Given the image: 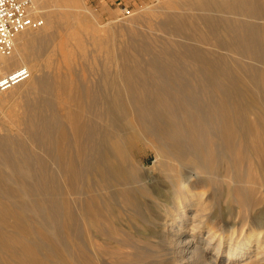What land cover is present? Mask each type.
I'll use <instances>...</instances> for the list:
<instances>
[{
    "label": "bare ground",
    "instance_id": "bare-ground-1",
    "mask_svg": "<svg viewBox=\"0 0 264 264\" xmlns=\"http://www.w3.org/2000/svg\"><path fill=\"white\" fill-rule=\"evenodd\" d=\"M30 3L42 26L19 33L12 53L0 57V74L29 72L0 92V246L18 247V264H46L52 254L70 257L63 264H119L122 257L141 264L155 255L139 257L144 246L165 251L154 264H264V69H239L235 79L215 52L186 43L215 41L262 58L264 0H166L147 12L159 22L145 23L167 40L155 45L140 37L142 17L128 29L100 27L85 10L74 11L79 0ZM89 49L102 54L94 63L103 66L94 67L96 79L81 80L73 68ZM187 71L201 89L168 77ZM230 82L239 90H228ZM202 89L209 104L196 98ZM136 140L150 144L151 164L135 153ZM42 211L38 225L10 221ZM220 222L232 231L227 248ZM245 229L253 230L244 241L233 240Z\"/></svg>",
    "mask_w": 264,
    "mask_h": 264
},
{
    "label": "rangeland",
    "instance_id": "rangeland-1",
    "mask_svg": "<svg viewBox=\"0 0 264 264\" xmlns=\"http://www.w3.org/2000/svg\"><path fill=\"white\" fill-rule=\"evenodd\" d=\"M155 5H157V7L158 6L163 7V6L166 5V0H79V5H78L79 7L76 10H74V11L83 12V10H85L89 15H91L92 17H94L97 20V22L99 23L100 27H103V26H107V27L124 26L125 29H128V27H131L130 26V24H131L130 22L133 19H135L137 17H140V18L142 17V21H141V19H139L140 20L139 24H141V26H142V27L139 26V29H141V31L139 30V33L141 34L140 37L142 38L144 36V38H142V39H144V41L147 40V41L151 42V44L153 43L152 45H155V44H160V43H156V42H161V43L167 42V40L164 39L165 36H163V34L161 32H159V31L157 32V31L152 30L153 27H155L154 24H157L159 22L158 18H156V17H151L150 18L149 16H147V15H150V14H147L148 9L153 7V6H155ZM57 10L60 11L59 9H57ZM71 11H72V9H71ZM226 16L228 18H230V19L239 20V16H235V15H226ZM143 17L146 20L143 21V19H144ZM146 17H148V18H146ZM148 19H150L151 21L148 20ZM148 21H150L151 23L154 22V24L145 23V22H148ZM143 22L146 25H144ZM148 24H151L153 27L151 28V26L148 25ZM144 27L145 28L146 27H150L151 31H150V28H146L145 29ZM141 38H139V40H141ZM162 39H164V40H162ZM197 42L198 41H195L193 39L186 40L187 44H190V45L192 44L193 46L200 47L203 50L204 49H209V50L215 52L217 54L216 57L219 60L222 61V63H221L222 68L228 69L229 72H228L227 75L232 77V78L236 79V78L239 77V72H240L239 69L240 70H242V69H252V68L264 69V63H263L264 62V56L262 58H257V57H253V56L241 57L239 55L233 54L234 52H236V49L224 48V47L223 48L216 47L217 42H215V41H210V42H208L209 45H205V46L203 44H200L199 42L198 43ZM135 48H136V45H135ZM97 60L98 61H102L103 60L102 54H100V53L97 54V53L93 52L92 49H89V50L85 51L83 56L82 55L79 56L78 63L74 65L73 75L76 76L78 79H81V80H83V79H86V80L87 79H96V77H98L99 72H95V68L94 67H102L103 66V65H101V63L100 64H98L96 62L94 63V61H97ZM257 60H261V63H258ZM188 72H190V71L180 73L179 75L177 74L176 76H174V75L168 76V77H171V79L174 77V79L176 81L174 79L171 80L170 78H168V77L167 78H168V80H171L172 82H178V83L180 82V83H183L185 85L187 84V86H189V87L192 86L191 88H194V89H196V86L197 87L200 86L198 88L201 89V87H202L201 85H203V82L196 75H194L193 73H192V76H191V73H189L190 75H187ZM237 74H238V76H237ZM1 75H3V74H1ZM193 75L196 76L198 80ZM196 81H199V83H201V85H198L199 83L196 82ZM226 88L228 90H231L232 92H234L235 89L239 90V84H234V83L231 84V82H230V83L226 84ZM199 91L200 92L197 93L196 98L198 99L199 96H201L199 98V100L203 101L204 103L209 104V101L206 100L207 97H208L207 96L208 94L204 93L205 92L204 89L199 90ZM232 92L231 93L228 92V95H229L228 99L231 102H233V100H235L234 93H232ZM209 96L212 99H216V97L212 96L211 94ZM168 105L173 106V105H177V103L170 102ZM181 110H183V108L180 109V110H177L176 112L179 115H181V117H182V112L183 111H181ZM185 112L189 113V114L186 115L187 117H189V119H193L194 118L195 115L194 114H190L189 110H186ZM91 118H93L94 120H91ZM90 120L93 121V122L95 120H97V122H99V120L95 116H91V115H90ZM182 120L186 121V122L188 121V119H184V118H182ZM25 147L29 151H31L30 149H32V146H30L29 144H27ZM133 149H134L135 153H137V155H145L146 156L145 159H144V163L146 165H149V164L152 163V160L154 159V154H153V151H152L153 149L151 148L150 144H147L146 142H142V141H139V140L137 141L136 140L134 142ZM38 157L42 161H44L43 164H44L45 169H47V172L49 174H51L52 171H53V166L50 165L49 161L47 160V158L45 156V153L42 152V151H39L38 152ZM8 172H10V171L7 170V173ZM53 177L56 180L59 179L57 174H54ZM21 178H23V181L26 184L32 185V181L28 177H22L21 176ZM57 181H59V180H57ZM38 183H41V181L38 180V181L35 182L36 185ZM73 200L74 199H72L71 203H73L74 206H71V207L73 208V210H75L76 209V202H74ZM12 201H13L12 202L13 204L12 203L11 204H12L13 207L19 206V203L17 202V200L13 199ZM41 214L43 215V211L40 214H35V213L33 214V212H32V213H26L24 215L22 213H20V214L18 213L17 214L18 216H13L10 221L11 222H19V223H22V224L24 223V221L25 222L28 221V222H31V224L33 223V224L38 225L39 223L37 221L39 220V216L41 217V219H42V217L45 218V216H46V214H44L45 216H41ZM262 216H264V214ZM25 219L26 220L28 219V220L26 221ZM122 219H125V217L122 218ZM34 220H37V221H34ZM220 224L223 226L221 228H222V231H223L224 236L226 238V239L223 238L224 239L223 243H224V246H226L228 244V241H229L228 237L230 235H232V233H231L232 231H231V228L228 225H226L225 223L220 222ZM184 226L186 227L184 229L187 230V229L190 228V223L186 222L184 224ZM56 227H57L58 230L61 231L60 234L63 237L64 231H62V229H63L62 224L58 222V224L56 223ZM77 227H78V225H76V223L73 222L72 223V232L76 236L79 235V229ZM7 229L10 230L9 227H7ZM245 230L246 231H245V235L244 236L242 235V232L238 231L233 236V240H237L239 238V239H242L244 241V239L247 238V236L249 235V232H251V230H253V229H251V230L245 229ZM204 235H205V233L202 234V236H204ZM40 240L42 242H44L45 246L48 245V239H46L45 237L44 238L40 237ZM217 243H220V240H217ZM72 244H73V242L71 240L69 241V240L66 239V241H65V238H64V245L65 246L67 245L66 246L67 248H71ZM145 247L148 248V249L145 250L146 249ZM225 248H227V246ZM18 249H19L18 247H15V248H12V249H7V248H4V247L0 246V264H7L6 260H7L8 257L9 258L11 257L12 259L14 258L13 260H15L17 262V264L19 263L18 260H21V263L22 262L24 263V257L19 254L20 251ZM157 249H158V251H157ZM154 250L155 251H153V249H150L149 246H144L143 249H141V251H137L136 252V253H139L141 255V256L140 255H138V256L141 257L142 259H144L143 256L144 257L147 256L146 254H148V253H150L149 255H152V253L155 254V255H152L151 257L147 256L148 258L146 257L144 259L145 261L143 260L144 262L140 261V262H142L141 264H143V263L144 264H154L153 262H155L157 259L159 260V258L161 259V256L165 253V251H163L162 246H160V247L158 246V248H156ZM43 251H45V250H43ZM209 252L211 254H213L212 251H209ZM226 252L227 251L225 250L223 252V254H225ZM1 257H2L3 260L1 259ZM38 257H40V256H38ZM73 257L76 258V254H74ZM61 258L57 254H56V256H55V254H52L51 256L46 257V264H63L64 261L65 262H70L71 261L70 257H67V256H65V258L62 256ZM126 259L127 258L122 257L120 259L122 261L119 260L120 261L119 264L120 263L123 264V262H125L124 260H126ZM221 259H222V257H221ZM126 262H127V260H126ZM126 262H125V264H127Z\"/></svg>",
    "mask_w": 264,
    "mask_h": 264
},
{
    "label": "built area",
    "instance_id": "built-area-1",
    "mask_svg": "<svg viewBox=\"0 0 264 264\" xmlns=\"http://www.w3.org/2000/svg\"><path fill=\"white\" fill-rule=\"evenodd\" d=\"M43 20L31 15L30 0H0V57H7L12 53L14 38L27 29H38ZM1 71V65H0ZM22 80H26L29 72L26 69L18 71ZM16 74H0V92L6 86L13 84Z\"/></svg>",
    "mask_w": 264,
    "mask_h": 264
}]
</instances>
